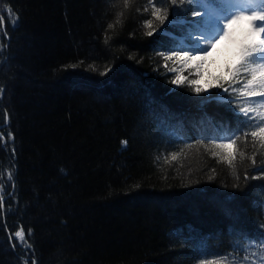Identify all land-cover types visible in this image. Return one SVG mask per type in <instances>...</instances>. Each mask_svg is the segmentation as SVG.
Wrapping results in <instances>:
<instances>
[{"label": "trees", "instance_id": "16d2710c", "mask_svg": "<svg viewBox=\"0 0 264 264\" xmlns=\"http://www.w3.org/2000/svg\"><path fill=\"white\" fill-rule=\"evenodd\" d=\"M197 20L187 0H0V264L264 255V127L219 93L252 76L195 84L176 44Z\"/></svg>", "mask_w": 264, "mask_h": 264}, {"label": "rangeland", "instance_id": "374dc122", "mask_svg": "<svg viewBox=\"0 0 264 264\" xmlns=\"http://www.w3.org/2000/svg\"><path fill=\"white\" fill-rule=\"evenodd\" d=\"M240 0H225V5L231 9L228 16H224L206 9L205 20L211 22L220 19L215 24L214 29L207 35L206 44L200 43L199 51L192 56H185V64L195 68L196 73L200 74L196 85L209 83L208 79L213 77V71L227 72L231 76L238 67L231 71L230 68L240 65L247 66L257 71L258 76L255 80L246 83L243 90L250 94L260 95V88L264 87V17L261 15V8L252 4H239ZM234 16L243 18V28L232 23ZM248 47L247 51L243 48ZM251 55H247V54ZM232 57L230 66H226V59ZM247 69V68H246ZM199 77V76H198ZM232 86V85H230ZM234 89V88H233ZM257 104L263 105L264 113V94L261 99H255Z\"/></svg>", "mask_w": 264, "mask_h": 264}, {"label": "water", "instance_id": "95a60500", "mask_svg": "<svg viewBox=\"0 0 264 264\" xmlns=\"http://www.w3.org/2000/svg\"><path fill=\"white\" fill-rule=\"evenodd\" d=\"M15 236H18L17 234Z\"/></svg>", "mask_w": 264, "mask_h": 264}]
</instances>
